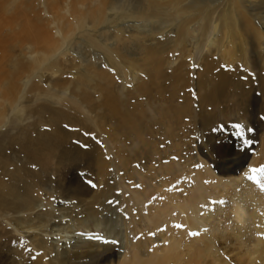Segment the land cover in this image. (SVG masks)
<instances>
[{
	"label": "bare ground",
	"instance_id": "6f19581e",
	"mask_svg": "<svg viewBox=\"0 0 264 264\" xmlns=\"http://www.w3.org/2000/svg\"><path fill=\"white\" fill-rule=\"evenodd\" d=\"M172 48L183 57L172 60ZM195 53L201 55V106L223 103L230 86H236L243 105L251 97L257 106L258 97L246 89L251 81L232 84V74L237 69L249 74L246 67L251 65L262 75L264 0H0V264H20L22 259V241L9 244L17 239L9 224L28 233V242L43 251L45 264H74V260L75 264H264V174L256 175L257 182L254 177L255 182L239 179L233 183L252 145L229 129L217 131L220 136L211 130L205 143L216 164L215 187L220 190L216 195H222V202H206L202 192L201 199L207 203L204 212L196 200L186 205L182 198L183 204L173 206L176 196L164 201L166 205H150L148 215L154 217L156 226L166 225L153 245L132 241L125 216L116 207L79 192L77 161L88 151L73 139L80 136L76 129L65 126H74L81 118L77 106L84 104L92 110L88 94L100 91L106 109L115 117L118 101L109 99L117 75L123 79L122 89L132 82L142 91L148 84L161 85L159 80L165 88L166 79L172 75L178 79L180 67L192 63ZM222 61L227 69L216 70ZM174 64V73L167 74ZM259 82L264 91V77ZM203 108L199 120L205 132L214 126V118ZM86 137L83 142H88ZM97 154L104 164L102 153ZM46 156L50 164L54 160L58 166L71 168L72 178L55 168L60 183L52 184ZM59 190L65 194H52ZM103 195L107 200L109 195ZM61 196L78 200L74 205L85 207V218L69 216L63 221L56 215L53 209H70L56 206ZM40 202L45 207L37 210ZM175 207L182 211L179 215L184 212L193 235L174 229L170 218ZM105 211L111 216H105ZM75 226H104L122 244L80 241L81 237L72 235ZM57 231L62 241L50 243L49 235ZM60 243L64 245L59 247Z\"/></svg>",
	"mask_w": 264,
	"mask_h": 264
},
{
	"label": "rangeland",
	"instance_id": "374dc122",
	"mask_svg": "<svg viewBox=\"0 0 264 264\" xmlns=\"http://www.w3.org/2000/svg\"><path fill=\"white\" fill-rule=\"evenodd\" d=\"M169 51L172 60H177V57L182 56L181 51H173V48ZM222 64L217 67L216 70H226L227 66L223 61ZM174 66H176V64L168 69L166 68L167 74L171 75L174 73L172 69ZM246 69L248 70L247 72H250V75L245 73L246 71L244 69H237L236 73L232 74V84L251 81V84H247L248 86H246V89H252L253 94L258 97L257 106L251 101V97L249 101L252 102V105H250L249 101L248 104L245 103L243 105V98L241 99L238 95L236 86H230L228 90L229 96L225 97L223 103L222 100H218L216 102L218 104L216 107L212 106V104L201 106L198 98V83L202 67L201 55L197 53H195L192 63L180 67L177 73L179 75L178 79H173V75L166 79L165 88L162 84V80H159L161 85H157L156 83H153V85L148 84V86L146 85L147 88L142 91L135 89L132 82H127V88L124 87L125 89H122L120 85H123V79L121 76L118 77L117 75V81L112 83L113 85L110 89V91L112 90V94L109 99L111 102L112 100L118 101L117 108L119 107V109L116 111L115 117L106 109L104 96L99 94L101 92L98 91L97 93L90 91L91 93L88 95L90 96L91 104L89 105H91L93 109H88L84 104L78 105L79 112L77 114L80 115L79 117L81 118L78 119L79 121L74 125L75 127L70 124H65L66 127L76 129L80 136L73 139L77 140V142L88 151L83 160L77 161L78 169L76 171H79L80 177H78V180L80 182V187L84 184L82 188L79 187L80 194H87L89 200L94 196H98L101 203L108 202L109 207H116L117 211L125 216V220L128 223L129 236L132 241L135 243L142 241L145 246L144 242H150V244L153 245L157 235L159 237L162 236L166 228L165 223L156 226L154 217L148 215L147 209L152 205H166L164 203L168 201L169 197L176 196L178 201L175 199L176 201L174 200V202H171L173 206L177 202L181 204L183 200V203L186 205L196 200L198 208L204 212L207 208L206 202L211 201L210 203H215V201L222 200L221 194L218 196L216 195L220 191L218 187H215L219 177L216 164L212 161L211 157H209V151L205 145L207 134L211 132V130L220 136V132L217 131H226V129H229L230 132H235L244 143L247 142L252 145L250 153L247 156L248 158H246L245 162L242 164L241 172H238L234 176L236 179L233 178L232 181L233 183L234 181L237 182L239 179L240 181L245 179H251L253 181L255 177V181L257 182L259 178H257L256 175L264 174V170H262L264 169V91L260 86L261 82H259L260 78L264 77V70L262 75H259L257 74V70H253L251 65L247 66ZM233 70L235 69H232V71ZM146 81H148V79H146ZM116 85L119 86V88ZM86 100L88 101L89 99L86 97ZM59 106H61V104L57 105V107ZM202 108L213 113L212 118H214V126L205 132H202V129L204 130L206 126L203 125L202 127L199 120L200 110ZM243 108L248 111V114L247 111L246 114H244L245 111ZM97 113L100 115L99 117L96 116ZM243 115L246 118L243 117ZM92 119L94 122L96 121V123H94ZM125 120L127 122H125ZM236 125H241V127L237 128ZM130 132L132 133L130 134ZM83 137L88 138V142H83ZM4 143L7 145V141H4ZM100 152L104 157L103 161L105 166L98 158L99 155L97 153ZM49 159L51 160L50 157L46 156L44 160H46L45 162H49ZM85 161H90L91 163L88 164ZM102 164L103 166H101ZM49 165L45 167L46 170L52 174L51 180H53V183L50 181L48 186L51 183H60L58 177L59 173L55 172V168L61 169L60 171L66 178L68 176V178H72L71 175H74L69 172L71 168L67 167L66 164L58 166L56 165V161L53 160L52 164L49 162ZM94 165L96 167L98 165L97 168L100 169L101 172L97 171L98 169L95 168ZM89 166H92L95 172L92 170V167L90 168ZM166 166H171L169 168L171 170H167L168 168ZM102 167L103 169H101ZM65 177L61 176V180H64ZM63 183H65V180ZM62 192L63 191L59 190V193L52 192V194H65ZM202 192L205 194L206 202L201 199ZM104 193L109 195L108 199L105 201L103 197ZM187 194L189 197H186ZM87 196L86 198H88ZM68 200L69 199L63 198V196L60 197L58 201L60 204L58 203L56 206L58 208L65 207V209H70L66 211H57L53 209L56 211V215L61 216L63 221H67L69 216L78 218L79 220L85 218L83 212L85 207L74 205L78 200H69V202ZM39 204L41 207L38 206L37 210L44 209L45 204L41 202ZM95 206L98 207L99 204H95ZM176 209L178 208L175 207L173 209V217L171 216L170 218L171 224L173 223V227L175 226L174 229L176 230V228H179V230L185 231L186 235H193L195 231L192 230L191 224L189 220L186 219L184 212L181 214L183 216H181L179 214L182 211L179 209L177 211ZM103 214L111 216L108 211H105ZM58 220V217L57 219L54 218L52 223L56 224L55 222ZM9 226L13 229L15 237H17V239H14L9 244L16 245V242L19 243L20 240L22 241L21 247H19L23 250L20 264H45L47 260L44 257L43 251L33 243L28 242V233L16 231L11 224H9ZM75 227L76 231L72 233V235L81 237L80 241L91 242L92 244L102 246L122 244L119 237L114 234H112V236L107 234L108 231L104 226L99 229L95 227L78 229L77 226ZM49 236L50 243H56L55 240L62 241L58 231ZM18 238L20 239L18 240ZM63 245L64 243H60L59 247ZM73 262L75 264V260Z\"/></svg>",
	"mask_w": 264,
	"mask_h": 264
},
{
	"label": "snow or ice",
	"instance_id": "6c2138e0",
	"mask_svg": "<svg viewBox=\"0 0 264 264\" xmlns=\"http://www.w3.org/2000/svg\"><path fill=\"white\" fill-rule=\"evenodd\" d=\"M236 127H237V128H240V127H241V125H236ZM262 170H264V169H262ZM97 238H101V237H97Z\"/></svg>",
	"mask_w": 264,
	"mask_h": 264
}]
</instances>
